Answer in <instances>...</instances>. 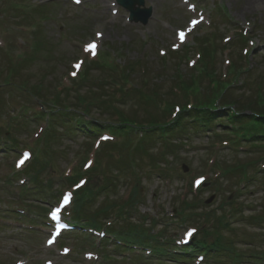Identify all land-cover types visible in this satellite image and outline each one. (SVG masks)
I'll return each instance as SVG.
<instances>
[{
  "label": "rangeland",
  "instance_id": "obj_1",
  "mask_svg": "<svg viewBox=\"0 0 264 264\" xmlns=\"http://www.w3.org/2000/svg\"><path fill=\"white\" fill-rule=\"evenodd\" d=\"M141 1L139 8L153 11L145 25L130 24L117 0H0V264H187L175 259L180 240L193 229L198 240L212 243L218 237L228 244L215 263L206 256L203 264H264L263 146L224 147V136L215 137L216 132L230 129L220 126L203 134L173 132L171 140L165 137L169 130L156 131L139 146L135 138L123 146L122 138L108 132L96 142L85 134L68 135L60 124L57 140L49 143L46 136L36 142L47 126V117H36L46 111L38 98L46 103L59 93L63 106L88 109L95 120L166 123L169 107L184 104L180 89L187 93L191 87V94L203 98L211 92L209 78H196L200 69H192L198 43L206 46L217 79L233 83L237 97L244 95L247 102L253 92L264 96V0ZM177 31L186 33L185 41H178ZM33 41L43 42L41 51L32 48ZM90 44L97 45L95 52ZM96 53L110 56L107 68L92 65ZM78 63L83 68L76 79L92 66L76 85L70 77ZM126 67L134 68L127 77ZM81 117L74 120L89 123ZM244 123L249 132L254 129ZM5 132L17 142L16 153L5 151ZM160 137L164 140L157 142ZM36 145L37 158L26 167L43 166L40 180H33L39 185L32 188L24 175L13 179V174L21 151ZM72 174L88 180L79 191L87 203L78 211L80 228L51 244L45 216L63 196L72 200L65 180ZM198 179L206 186L196 187ZM21 185L26 190L19 196ZM116 205L124 207L125 217L115 219ZM125 233H142L156 243L166 239L173 256L121 251L114 235Z\"/></svg>",
  "mask_w": 264,
  "mask_h": 264
},
{
  "label": "trees",
  "instance_id": "obj_2",
  "mask_svg": "<svg viewBox=\"0 0 264 264\" xmlns=\"http://www.w3.org/2000/svg\"><path fill=\"white\" fill-rule=\"evenodd\" d=\"M43 42H37L36 43V48L35 51L39 52L42 50V46ZM206 57V50H203V58ZM208 66H205V71L207 72L205 75L207 77L211 76V77H215L214 74H210L209 71L213 72L212 70V64L213 62L209 61V63H207ZM132 66V65H131ZM97 68V67H96ZM94 69V68H93ZM91 69V70H93ZM133 67H128L127 70L129 73H132L131 70H133ZM89 70V69H88ZM90 70V71H91ZM84 80V78H83ZM255 93L256 97L255 98H251L249 100H245V96L241 95V96H236V92L235 91H229L226 94H223V96H220L219 94H221L220 92V88H216L215 91L213 93L210 94V97L208 98L209 100H207L206 102H204L203 104H200L198 102H195V105H193L190 109L184 107L185 109H183L181 115L179 116V118L176 120V122L173 124V126H169V132L172 133V131L174 132V134L176 132H178V128H182L184 129L185 133H192L193 132V128L195 126L196 123H200L202 124L201 128H203L204 130H200L198 132L200 133H204L206 132L205 129L210 128L211 125L214 124V122L218 121L219 119H227L229 117V110L231 109V107H235L237 108V112L235 113V115H232L233 119L232 120H236L238 121L240 124H243L242 122L245 120H249L248 123L252 124V127L254 128V131L252 132V136L254 137L253 139H260L263 138L264 139V96L262 97L261 95H259V93L257 92H253ZM217 99L220 102V109L216 110V107L213 105V100ZM59 102L60 99H56V102ZM57 102V103H58ZM247 108L251 111L252 115L250 116H246L245 115V110L246 109H241V108ZM61 114H58V116H62L59 117L56 121L57 125H53L52 126V130L46 134V136H48V142L51 143L52 141L57 140L58 136H57V132H55V130L57 129L58 125L62 124L63 128L65 129V132L69 134L71 133H83V134H91L96 132V127L94 126H89V125H79L77 127H73L69 125V121L73 120L72 116L73 113L70 112H66L65 110H62V112H59ZM232 120H230V118L228 119V121L232 122ZM220 124V123H219ZM239 132V131H238ZM245 132V131H244ZM246 133V132H245ZM260 137V138H259ZM48 145V144H47ZM50 148H48L49 150ZM39 153V151H38ZM144 153L146 154L147 151H144ZM133 156V154H132ZM136 157H134L135 159ZM36 160V159H35ZM34 160V161H35ZM156 162V161H155ZM34 166H32L31 168H28V170L26 171V174L31 176L32 179L34 180L35 178H37V180H40V176H41V170H42V166H39V163L37 164V162L35 164H33ZM46 166V165H45ZM32 173H35L36 176H33ZM34 184L37 186L39 185L38 182L33 181ZM112 182L108 184L109 186H112ZM100 190H97L96 193L94 194H98ZM86 196H89L88 194H86ZM85 204H87L84 201V195H81L80 197H78L77 200V204L76 207L78 210H83V208L85 207ZM89 204H94L93 202H90ZM125 211H122V214L124 215V217L126 216ZM121 214V215H122ZM130 232V231H129ZM119 237H123L127 240H131L133 242L139 243L141 245L143 244H148V245H153L154 249L157 250L158 254L161 253H169L166 244H157V243H153V242H149L152 238L148 239L149 241L145 240L146 238H144V234L142 235V233L140 234H136V235H132V233H125V234H121ZM222 238H218L216 237V242H214L212 248L216 249V252L219 253L220 249H226L228 244H223L221 241ZM154 240V239H152ZM205 245V244H204ZM204 245H201V243H197V248L200 247H205ZM226 246V247H225ZM230 247V245L228 246Z\"/></svg>",
  "mask_w": 264,
  "mask_h": 264
},
{
  "label": "water",
  "instance_id": "obj_3",
  "mask_svg": "<svg viewBox=\"0 0 264 264\" xmlns=\"http://www.w3.org/2000/svg\"><path fill=\"white\" fill-rule=\"evenodd\" d=\"M120 4L131 13V21L135 23L141 22L147 24L150 18V13L136 8V5H142L143 3L139 0H123Z\"/></svg>",
  "mask_w": 264,
  "mask_h": 264
},
{
  "label": "snow or ice",
  "instance_id": "obj_4",
  "mask_svg": "<svg viewBox=\"0 0 264 264\" xmlns=\"http://www.w3.org/2000/svg\"><path fill=\"white\" fill-rule=\"evenodd\" d=\"M77 2H79V0H77ZM180 35H181V39H183L184 36H185V34H184L183 32H182ZM96 48H97V45H95V44H90V45L88 46V50H89V51H92V52H95ZM80 66H81V64H79V63H78L77 65H75L76 68H79ZM73 75H75V73H73ZM20 163L23 164L24 161L22 160V161H20ZM199 183H200V181L197 182L198 185H199ZM59 212H60V209L57 208V209L52 213L54 219H59ZM188 236L191 237V236H192V232H189V233H188Z\"/></svg>",
  "mask_w": 264,
  "mask_h": 264
},
{
  "label": "bare ground",
  "instance_id": "obj_5",
  "mask_svg": "<svg viewBox=\"0 0 264 264\" xmlns=\"http://www.w3.org/2000/svg\"><path fill=\"white\" fill-rule=\"evenodd\" d=\"M257 6H259V4Z\"/></svg>",
  "mask_w": 264,
  "mask_h": 264
}]
</instances>
